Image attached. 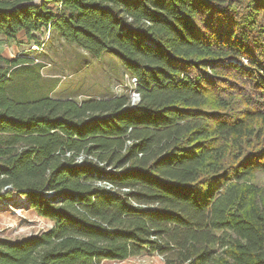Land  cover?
I'll list each match as a JSON object with an SVG mask.
<instances>
[{
  "label": "trees",
  "instance_id": "1",
  "mask_svg": "<svg viewBox=\"0 0 264 264\" xmlns=\"http://www.w3.org/2000/svg\"><path fill=\"white\" fill-rule=\"evenodd\" d=\"M44 29L139 100L56 97L0 54V206L53 223L0 264H264V0H0V34Z\"/></svg>",
  "mask_w": 264,
  "mask_h": 264
},
{
  "label": "rangeland",
  "instance_id": "2",
  "mask_svg": "<svg viewBox=\"0 0 264 264\" xmlns=\"http://www.w3.org/2000/svg\"><path fill=\"white\" fill-rule=\"evenodd\" d=\"M35 35L40 44L30 40L23 31L14 38L0 34V54L8 59L26 56L34 58L35 63H44L45 67L40 71L45 79L44 89L55 83L61 85L51 95L72 97L79 102L87 98L106 99L119 94H128L132 98L136 82L116 57L105 54L97 58L50 30L35 32ZM4 67L6 64L0 62V68ZM254 182L264 187V172H257ZM52 225L51 220L38 215L34 209L13 208L7 204L0 206V238L19 240L46 231Z\"/></svg>",
  "mask_w": 264,
  "mask_h": 264
},
{
  "label": "built area",
  "instance_id": "3",
  "mask_svg": "<svg viewBox=\"0 0 264 264\" xmlns=\"http://www.w3.org/2000/svg\"><path fill=\"white\" fill-rule=\"evenodd\" d=\"M10 1H17V0H10ZM243 63H244L245 65H247V64H248V60H247V59H244V60H243ZM132 98H133L134 101H135L136 99L139 100V93H137L136 90L132 92Z\"/></svg>",
  "mask_w": 264,
  "mask_h": 264
}]
</instances>
